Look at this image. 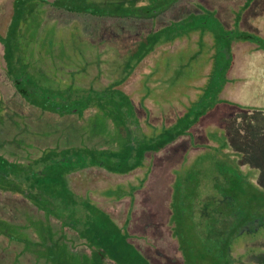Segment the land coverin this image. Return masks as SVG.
<instances>
[{
	"label": "trees",
	"instance_id": "trees-1",
	"mask_svg": "<svg viewBox=\"0 0 264 264\" xmlns=\"http://www.w3.org/2000/svg\"><path fill=\"white\" fill-rule=\"evenodd\" d=\"M30 1L13 0L8 33L5 38L0 34L8 77L19 96L40 110L37 115L12 109L9 102L0 99V264H153L130 241L132 236L125 230L131 222L136 193L146 188L151 172L148 156L159 153L181 136H192L191 129L218 102L230 103L234 116L248 124L243 136L250 137L252 122H258V146L251 139L250 143L241 141L245 145L231 143V134L225 133V141L202 151L209 154L208 158H200L201 152L183 157L169 168L163 185L167 203L158 217L163 221L161 227L176 243L181 264H256L247 261V253H239L237 248L243 242L264 237V184L256 183L259 178L264 183V107L226 99H216L214 105L206 107L204 103L210 90L219 94L226 84L235 43L256 44L252 48L255 53L264 52V40L239 32L235 40L229 39L224 47H218L211 57L216 61L201 99L195 100L173 124L147 135L129 95L120 86L156 47L170 42L171 37L160 41L168 27L141 36L131 49L116 40L99 43L102 55L95 53L96 58L88 65L105 80L101 87H74L77 76L67 86L48 85L46 77L50 76L54 60H60L63 69L72 63L64 52L70 42L49 39L48 34L38 42L35 31L27 33L25 29L34 17L43 20L44 14L41 11L35 16L37 9L27 7ZM40 1L80 17L111 20L154 19L174 4L166 0ZM72 36L71 43L77 40V36ZM36 43L41 49H26ZM79 43L85 45L87 40ZM114 45L121 57L115 69L105 61L104 51L111 52ZM123 47L127 51H122ZM83 51L79 48L78 55H83ZM33 57L41 60L37 72L31 62ZM80 59L82 62L87 58ZM43 73L47 76L41 78ZM254 84L250 79L245 88L251 91ZM263 93L256 95L264 96ZM261 104L264 106V101ZM88 110L91 113L85 116ZM47 115H57L60 120L50 129L53 137L44 131L34 141L23 137L24 131L39 125ZM7 126L11 128L8 131ZM92 167L130 176L108 187L110 191H74L69 175ZM10 178L17 182L9 183ZM120 201L126 202L128 211L123 226L104 209Z\"/></svg>",
	"mask_w": 264,
	"mask_h": 264
},
{
	"label": "rangeland",
	"instance_id": "rangeland-1",
	"mask_svg": "<svg viewBox=\"0 0 264 264\" xmlns=\"http://www.w3.org/2000/svg\"><path fill=\"white\" fill-rule=\"evenodd\" d=\"M166 1L174 2V4L154 19L147 20L141 18L111 20L108 18L80 17L57 10L54 6L40 0L28 2L27 7L33 6L37 9L35 16L41 11L44 13L43 20L36 16L27 25L25 30L27 33L30 32L29 35L35 31L34 34H36L38 42L43 41L42 38L46 34L49 35V39L57 40L60 38L62 41L70 42L68 43L69 47H65L64 52L71 57L72 63L63 69L60 68L61 65L59 64L61 61L54 60V64L49 70L48 75L50 76L45 73L48 79L47 84L56 83L67 86L73 82L74 76H77L74 87H101L106 84L105 80L97 77L94 71L96 69L92 65H88L89 62L91 63V59L96 58L95 53L97 56L102 55L100 50L102 45L99 46V43L101 44L106 40L115 42L114 40H116L120 45L121 43L128 44L131 49L133 48L132 44L138 41L141 36L166 26L169 30L160 36V41H168L171 37L170 42L156 47L137 65L125 83L120 86L129 95L135 113L142 123L143 131L147 135H154L163 127L173 124L192 106L195 100L201 99L204 95V86L209 81V74L212 73V64L215 60L211 57L216 54L218 47H224L229 39L235 40L241 32L252 34L264 40V0ZM247 2L250 3L245 8L244 5ZM12 3L13 0H0V34L4 38L8 33L13 14ZM24 13L25 15L28 14L26 10ZM36 24L38 26L37 31L35 30ZM73 34L77 36V44H75L76 41L72 43L70 41L73 39ZM176 34L178 36L174 40L173 36ZM84 39L87 40V43L81 45L79 41ZM3 44L0 40V99L9 102L12 109L40 114L39 109L27 104L19 96L8 77L3 57ZM36 44H29L27 48H24L33 51L37 48L41 49L39 48L40 45L37 44L36 47ZM115 45L111 52L104 50L106 52L105 61L110 63L114 69L119 65L121 58L116 52L118 47L116 50ZM256 46V44L248 42L235 43V49L231 54L233 56L232 65L224 81L226 84H223L219 94H216L215 89H213V93L210 90L211 93H208V100L205 101L204 107L209 104L214 105L216 99L239 101L251 104L252 107L260 104V107H264L261 104L264 101V96L256 95L258 92H264V52H252V48H256ZM41 47L46 48L45 46ZM79 48L84 49V54L81 56L78 55ZM121 50L127 51L124 47ZM32 52L29 51V53ZM43 52L44 50H42L41 55L44 54ZM222 54L220 53V55ZM37 55L39 56L38 51ZM85 56L86 61L82 60L81 62L82 58L80 59V57ZM25 60L27 61V59ZM219 60L217 62L220 64L223 58L221 57ZM31 62H33L34 70L37 72L41 68V60L39 57H33ZM85 68L86 72H82ZM109 70L111 69L107 71ZM45 75L43 73L40 76L42 78ZM250 79L254 80L255 83L251 91L245 88L246 82ZM233 110L234 107L230 103H216L212 110L191 129L192 136H181L152 157L148 154V158H151V172L146 188L136 193V202L131 212V222L129 228H125V230L132 233L133 242L140 246L141 251L153 264H181L182 262L176 243L170 238L165 228L161 227L163 221L159 218L163 204L167 203L164 197L166 189L163 188V185L168 179L169 168L181 162L183 157L198 152H201L200 158H208L209 154L202 151L225 141V133L231 134V143L236 141V144L245 145L241 141L250 143L251 139L258 146L259 133H257V128L260 127L258 122H252L250 137H245L242 134L245 133L244 130L248 129V124L241 121L242 118L234 116ZM89 113L91 110L86 111L84 115L87 116ZM40 120L39 125H33V128L31 126L27 132L24 131L23 137L34 141L35 136L40 135L43 131V133L46 134L47 132L48 136L53 137L54 134L50 129L55 124H59V117L47 115ZM6 129L8 131L11 128L7 126ZM259 142L263 143L262 141ZM246 146L250 149L249 145ZM129 176L115 175L102 168L92 167L70 174L68 180L71 188L78 193H84L88 189H101L102 192H106L110 191L108 187L127 179ZM8 182L17 181L10 178ZM256 183L264 184L263 179L260 180V178L256 179ZM85 196L87 199V195ZM89 200L94 202L91 198ZM126 205V202L120 201L106 206L104 209L116 222L123 226L122 224L128 214ZM237 252L247 253V261L264 264V237L243 242L237 248Z\"/></svg>",
	"mask_w": 264,
	"mask_h": 264
},
{
	"label": "crops",
	"instance_id": "crops-1",
	"mask_svg": "<svg viewBox=\"0 0 264 264\" xmlns=\"http://www.w3.org/2000/svg\"><path fill=\"white\" fill-rule=\"evenodd\" d=\"M106 211V210H105ZM110 215V214H109ZM111 216V215H110ZM112 218V217H111ZM113 219V218H112ZM118 223V222H117ZM130 234H131V236H132V238H131V241L133 242V235H132V233L130 232ZM134 244H135V246L137 247V249L138 250H140L141 251V248H140V246H138V244L137 243H135V242H133Z\"/></svg>",
	"mask_w": 264,
	"mask_h": 264
},
{
	"label": "water",
	"instance_id": "water-1",
	"mask_svg": "<svg viewBox=\"0 0 264 264\" xmlns=\"http://www.w3.org/2000/svg\"><path fill=\"white\" fill-rule=\"evenodd\" d=\"M44 1H47V2H52L53 0H44Z\"/></svg>",
	"mask_w": 264,
	"mask_h": 264
}]
</instances>
